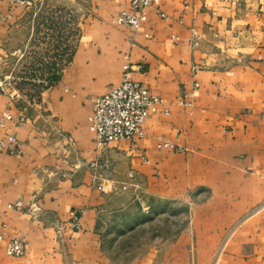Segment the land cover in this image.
<instances>
[{
  "label": "crops",
  "instance_id": "0c3cea01",
  "mask_svg": "<svg viewBox=\"0 0 264 264\" xmlns=\"http://www.w3.org/2000/svg\"><path fill=\"white\" fill-rule=\"evenodd\" d=\"M89 2L73 58L39 102L0 90V118L28 116L0 129V141L13 134L25 149L0 150V264H264V0H160L167 17L151 10L138 30L116 21L131 0ZM0 13H10L0 21L2 51L37 11L0 0ZM126 63L165 102L141 138L98 149L93 99L120 84ZM166 140L185 150L159 148ZM96 161L151 195L186 201L189 225L131 262L113 261L99 224L111 198L94 181ZM17 201L23 209L9 207ZM14 237L23 257L6 253Z\"/></svg>",
  "mask_w": 264,
  "mask_h": 264
},
{
  "label": "rangeland",
  "instance_id": "374dc122",
  "mask_svg": "<svg viewBox=\"0 0 264 264\" xmlns=\"http://www.w3.org/2000/svg\"><path fill=\"white\" fill-rule=\"evenodd\" d=\"M89 6V0H32L37 14L27 17L0 51V90L20 93L22 103L39 102L50 71L70 64ZM96 171L97 187L105 183L101 191L111 198L109 208H101L99 224L113 261L131 262L151 247L179 237L189 225L191 208L186 201L151 195L135 182L123 189L126 182L115 171L114 182L106 180L105 168ZM128 191L132 194L125 199Z\"/></svg>",
  "mask_w": 264,
  "mask_h": 264
},
{
  "label": "built area",
  "instance_id": "2783aa9c",
  "mask_svg": "<svg viewBox=\"0 0 264 264\" xmlns=\"http://www.w3.org/2000/svg\"><path fill=\"white\" fill-rule=\"evenodd\" d=\"M12 4L32 5V0H10ZM189 5H185V12ZM151 10L157 11L161 17H167L166 12L160 8V0H131L130 8L122 10L117 16V23L128 26L134 30L142 27L148 19ZM10 17V13L1 14L0 21ZM149 37L151 34L148 32ZM192 38L194 45L197 46L200 36L196 28H192ZM131 64H124L122 80L119 85L111 88L107 92L97 95L93 99L92 113L88 117L90 130L94 133L95 142L98 149H104L110 142L127 139L135 142L144 135V126L147 119L157 112L160 104L165 102L164 98L153 92L149 86L141 81L134 80L131 76ZM198 87L199 83L196 82ZM181 104H188L185 99L180 100ZM190 104V103H189ZM166 113H169L167 111ZM28 122L26 110L15 116L10 110L4 112L0 118V129L7 123L25 125ZM159 148L184 151L181 146L170 140L162 141L158 144ZM0 150L9 154L21 155L25 152L24 142L17 136L10 134L6 139L0 141ZM95 168L100 166L99 162L93 164ZM101 166L105 168L109 176L106 180L116 181L113 178L114 169L108 161H104ZM97 172L94 173V181H97ZM105 183H99L98 189L105 191ZM128 184H123V189H127ZM2 198L0 197V205ZM9 207L23 209L24 203L17 201L9 203ZM71 224L74 228H80L79 213L71 212ZM6 224L0 222V229H4ZM4 234L0 233V239ZM26 251V244L22 238H11L6 245V253L10 257H23Z\"/></svg>",
  "mask_w": 264,
  "mask_h": 264
},
{
  "label": "trees",
  "instance_id": "16d2710c",
  "mask_svg": "<svg viewBox=\"0 0 264 264\" xmlns=\"http://www.w3.org/2000/svg\"><path fill=\"white\" fill-rule=\"evenodd\" d=\"M51 68V67H50ZM55 71L56 72H54V70L53 71H50V73H49V75H48V77H47V80H48V82H53V81H55L56 79H58V77H59V73H61V71H62V69L61 70H59L58 68L57 69H55Z\"/></svg>",
  "mask_w": 264,
  "mask_h": 264
}]
</instances>
